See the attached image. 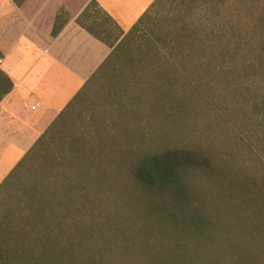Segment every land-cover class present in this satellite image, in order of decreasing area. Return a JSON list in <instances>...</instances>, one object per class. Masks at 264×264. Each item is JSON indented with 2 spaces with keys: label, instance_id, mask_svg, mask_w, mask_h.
<instances>
[{
  "label": "rangeland",
  "instance_id": "obj_1",
  "mask_svg": "<svg viewBox=\"0 0 264 264\" xmlns=\"http://www.w3.org/2000/svg\"><path fill=\"white\" fill-rule=\"evenodd\" d=\"M138 25L65 129L98 164L79 163L70 138L47 147L0 189V249L28 231L39 255L38 199L74 194L77 170L90 176L101 162L120 183L104 205L88 203L76 233L90 264H264V0H157ZM172 72L174 86L162 80ZM133 151L137 161L165 151L191 159L180 173L186 194L150 189L132 168L118 176L113 161L133 162ZM81 199L68 218L74 208L86 217Z\"/></svg>",
  "mask_w": 264,
  "mask_h": 264
},
{
  "label": "crops",
  "instance_id": "obj_2",
  "mask_svg": "<svg viewBox=\"0 0 264 264\" xmlns=\"http://www.w3.org/2000/svg\"><path fill=\"white\" fill-rule=\"evenodd\" d=\"M156 1L0 0V187Z\"/></svg>",
  "mask_w": 264,
  "mask_h": 264
},
{
  "label": "trees",
  "instance_id": "obj_3",
  "mask_svg": "<svg viewBox=\"0 0 264 264\" xmlns=\"http://www.w3.org/2000/svg\"><path fill=\"white\" fill-rule=\"evenodd\" d=\"M25 1L26 0H15L19 6L23 5ZM92 5H96V2L93 1L91 3V6ZM88 9H91L90 6ZM88 9L86 13L88 12ZM86 13L84 14L85 16ZM65 14L66 13L63 10L58 15L53 30L54 35H57L62 29ZM78 21L89 31L98 35V33L91 29L90 26L85 25L82 17L79 18ZM140 21L142 22V18ZM140 21L122 39L121 37L123 33L118 32L117 34L110 28H106L105 30L103 29V31L109 33L112 37L110 46L113 48V50L110 56L102 64L99 70L89 79L83 89L60 113V115L46 130V132L39 138L29 153L7 177L0 189L2 187L4 188L5 185L10 186L13 183L20 181L24 173L31 169L30 167L35 164V161H37V159L43 154L47 147H49L51 144H61L62 146V144L65 142V139L67 138H70L69 144L78 151L77 160L79 163L86 167L87 165L90 166L92 164H98V153L95 155H85L82 153L84 151V147L82 146L85 143V138L82 136H76V133L72 135L69 134L67 137V134H65V129H68V124L75 114V111L86 100L85 94L88 92V90H90L91 82L94 81L96 77L98 78L99 72L104 69L109 64V61L112 59V57L117 54L118 50L128 38L129 34L139 27L138 24ZM180 79L181 77L178 72H172L171 75L165 73V75L162 77V80H164L165 83L170 84V86L176 85V82H178ZM109 144L115 146L113 145V141L111 139H103L99 143L100 147L102 148L109 147ZM135 147V152L140 150L137 148L136 144ZM135 152H131V154L134 155L133 162L126 163L125 161L124 163V160L119 161L117 159L113 161L112 166L116 168V174L119 170L123 169L124 171V168L125 170L126 168H132V173L136 180L140 184H143L150 189L164 191L166 189L173 188L178 192L180 198H182L184 193L186 194L187 191L183 188V184L181 183L180 173L188 168L191 160L188 158V156L186 158H188L189 162H186L185 159H182L183 154L181 151L180 153H170L169 151H165L163 153L154 155H152L153 153H150L152 155L151 159H146L144 161V157L142 160L137 161ZM102 162L104 163V161ZM121 164H124V166L122 167ZM77 172L78 184L71 187L72 191H74V194L66 196L65 193L59 191L55 194V198L52 197L50 199L42 200L38 199L37 201V209L39 212L34 216V219L37 220L36 230L41 231L39 237H41L40 248L42 251H39V255H36V252L33 253V249H31V247L29 248L26 243L30 242L31 238H33L32 233L28 231H25L26 233H22L21 230H17L13 232L11 237H9L6 246L7 248L3 250L0 249V264H90V257L88 256L89 252L82 250V248L80 249L79 246L77 247L78 242L75 239L76 233L80 231L79 228L82 226L81 220L86 219L90 214V212L87 211L88 203L90 204L99 201L101 204L105 203L106 199H108L109 195L114 193L112 191L115 187L119 186L120 182H117L116 176L114 178L110 177L109 171H107V168H105L101 162L99 166L91 170L90 176L88 175V168H86L85 171L78 169ZM117 175L120 176L119 173ZM77 179L74 178V180ZM83 190L85 191L83 192ZM75 197L82 198L81 200L84 204V208L80 212H83V215L86 217H81L79 220L76 216L78 212H74L78 208H74L75 210L72 212L71 216L68 215L70 218H68L67 214H65L66 209L69 211L73 209L69 206V204ZM90 209L92 214V208ZM101 214H103V212H101ZM37 242L39 243V240ZM94 260L96 261L97 259Z\"/></svg>",
  "mask_w": 264,
  "mask_h": 264
}]
</instances>
